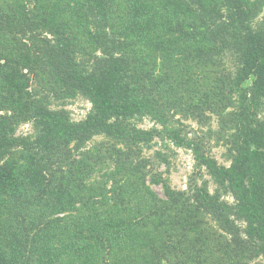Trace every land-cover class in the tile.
Listing matches in <instances>:
<instances>
[{"label": "trees", "instance_id": "trees-1", "mask_svg": "<svg viewBox=\"0 0 264 264\" xmlns=\"http://www.w3.org/2000/svg\"><path fill=\"white\" fill-rule=\"evenodd\" d=\"M0 264H264V0H0Z\"/></svg>", "mask_w": 264, "mask_h": 264}, {"label": "rangeland", "instance_id": "rangeland-1", "mask_svg": "<svg viewBox=\"0 0 264 264\" xmlns=\"http://www.w3.org/2000/svg\"><path fill=\"white\" fill-rule=\"evenodd\" d=\"M66 107L70 111L71 117L73 120L83 119L89 110L91 109V103L83 96H78L74 99L67 101ZM187 126V130L191 131L190 135L198 129V125L193 121H184ZM140 127L150 128L154 125L151 119L145 118L142 121L138 122ZM213 127H216V121H213ZM207 130L206 128H204ZM205 130H203L205 132ZM33 131L32 125L29 123L22 124L18 129V134H30ZM203 132L201 131L200 135ZM205 145L208 149V152L213 155L220 163L229 164V161L225 157V147L222 144H218L215 139H210L206 137ZM163 150L169 158V163H165L160 166V170L166 172V175L169 176L171 184L174 188L185 189L188 187V181L190 178H196L201 180L203 176L205 179L210 181L211 190L214 189V185L210 176L206 174L203 169L202 172L196 168L195 159L192 151L188 148L178 147L172 143L169 146H164L160 140L156 139L153 144V147L149 150H146L147 155H152L156 150ZM156 191L163 195L162 188L160 186H154ZM232 200L231 197H229Z\"/></svg>", "mask_w": 264, "mask_h": 264}]
</instances>
